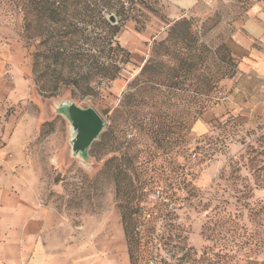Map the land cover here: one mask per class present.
Segmentation results:
<instances>
[{
    "label": "rangeland",
    "instance_id": "rangeland-1",
    "mask_svg": "<svg viewBox=\"0 0 264 264\" xmlns=\"http://www.w3.org/2000/svg\"><path fill=\"white\" fill-rule=\"evenodd\" d=\"M141 4L144 13L118 33L130 63L87 95L71 81L77 69L35 83L33 54L54 45L48 28L55 25L31 12L29 0H0V178L15 179L21 204L33 185L40 188V202L71 218L104 264H264V76L242 68L249 50L264 53V0ZM88 5L91 26L100 28V6ZM183 19L198 44L168 41ZM45 82L54 93L43 92ZM129 92L132 106H123ZM64 101L92 106L106 120V139L95 140L86 159L73 155ZM119 164L138 170L135 185H149L131 215L132 256L120 208L126 196L115 184ZM155 190L161 198L151 202Z\"/></svg>",
    "mask_w": 264,
    "mask_h": 264
},
{
    "label": "trees",
    "instance_id": "trees-1",
    "mask_svg": "<svg viewBox=\"0 0 264 264\" xmlns=\"http://www.w3.org/2000/svg\"><path fill=\"white\" fill-rule=\"evenodd\" d=\"M29 1L31 12L38 10L41 17H46L55 25L54 28H51V26L48 28V37L54 39V45L48 47L42 53L38 51L33 54L32 68L35 83L40 85L39 82L43 81L47 75H62L65 69L70 71L77 69V75L71 81L81 86L85 94L88 95L98 89L102 83L117 79L121 72L127 68L132 54L122 46L118 33L126 22L132 19L135 20L139 17V13H144L141 4L143 0H95L96 5L101 8L98 16L100 28L91 26V14L87 11L90 7L88 3L91 0ZM110 12L114 13L116 18L118 17L117 24H113L108 19L107 14ZM31 27V24H29V30ZM193 29L194 26L190 21L187 19L180 20L170 27L168 41L191 42L187 45L194 46L195 43H199V39L193 33ZM193 35L194 37L190 39ZM78 41H82V43L77 44ZM163 44L160 42L158 46ZM200 46L202 48L206 47L204 44H200ZM215 60L221 67H228L222 57L216 56ZM84 68L87 69L86 73L80 75L79 71ZM146 69H148L147 65L143 68V71ZM50 85L49 82H45L42 87L43 92L54 93V89ZM133 96L134 93L129 92L122 105L131 107L132 103L128 100ZM106 136L107 132L103 133L102 140H105ZM133 146H135V143L130 142L129 148ZM137 177H139L138 170L132 173L127 166L121 164L117 166L115 184L117 195L126 196L124 201L127 203H121L120 208L131 256L134 247L138 243L135 231L136 219L131 215L141 208L142 195L149 189V185L141 180H139L138 186L135 185L134 178ZM135 200H138V202L135 203Z\"/></svg>",
    "mask_w": 264,
    "mask_h": 264
},
{
    "label": "crops",
    "instance_id": "crops-1",
    "mask_svg": "<svg viewBox=\"0 0 264 264\" xmlns=\"http://www.w3.org/2000/svg\"><path fill=\"white\" fill-rule=\"evenodd\" d=\"M183 1L192 5L197 0ZM250 28L258 35L263 29L255 20ZM243 61V71H257L264 76L263 52L249 50ZM202 127L204 123L198 122L197 129ZM1 179L0 264H104L101 249L84 240L71 218L60 213L54 204L40 202V188L33 185L28 200L21 204L20 195L11 186L15 179ZM2 181L6 182L4 189Z\"/></svg>",
    "mask_w": 264,
    "mask_h": 264
},
{
    "label": "water",
    "instance_id": "water-1",
    "mask_svg": "<svg viewBox=\"0 0 264 264\" xmlns=\"http://www.w3.org/2000/svg\"><path fill=\"white\" fill-rule=\"evenodd\" d=\"M108 19L117 24L118 20L114 14ZM62 112L70 122L72 127V152L74 156L87 158L88 152L94 143L106 129V120L92 106L82 107L76 102L64 101L60 105Z\"/></svg>",
    "mask_w": 264,
    "mask_h": 264
},
{
    "label": "built area",
    "instance_id": "built-area-1",
    "mask_svg": "<svg viewBox=\"0 0 264 264\" xmlns=\"http://www.w3.org/2000/svg\"><path fill=\"white\" fill-rule=\"evenodd\" d=\"M262 104L264 105V96H263V98H262ZM161 198V191L160 190H155V191H153V193H151L150 195H149V200L151 201V202H156V201H158L159 199Z\"/></svg>",
    "mask_w": 264,
    "mask_h": 264
}]
</instances>
